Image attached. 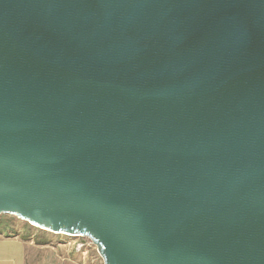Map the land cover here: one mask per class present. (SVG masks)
<instances>
[{
    "label": "water",
    "instance_id": "95a60500",
    "mask_svg": "<svg viewBox=\"0 0 264 264\" xmlns=\"http://www.w3.org/2000/svg\"><path fill=\"white\" fill-rule=\"evenodd\" d=\"M104 264H264V0H0V215Z\"/></svg>",
    "mask_w": 264,
    "mask_h": 264
},
{
    "label": "rangeland",
    "instance_id": "374dc122",
    "mask_svg": "<svg viewBox=\"0 0 264 264\" xmlns=\"http://www.w3.org/2000/svg\"><path fill=\"white\" fill-rule=\"evenodd\" d=\"M0 218L2 233L21 236L28 243V264H104L88 237L53 233L12 215Z\"/></svg>",
    "mask_w": 264,
    "mask_h": 264
},
{
    "label": "crops",
    "instance_id": "0c3cea01",
    "mask_svg": "<svg viewBox=\"0 0 264 264\" xmlns=\"http://www.w3.org/2000/svg\"><path fill=\"white\" fill-rule=\"evenodd\" d=\"M28 248L21 236L0 233V264H28Z\"/></svg>",
    "mask_w": 264,
    "mask_h": 264
},
{
    "label": "trees",
    "instance_id": "16d2710c",
    "mask_svg": "<svg viewBox=\"0 0 264 264\" xmlns=\"http://www.w3.org/2000/svg\"><path fill=\"white\" fill-rule=\"evenodd\" d=\"M6 215V214H5ZM2 224L1 218H0V225ZM3 231H0V233H2Z\"/></svg>",
    "mask_w": 264,
    "mask_h": 264
}]
</instances>
